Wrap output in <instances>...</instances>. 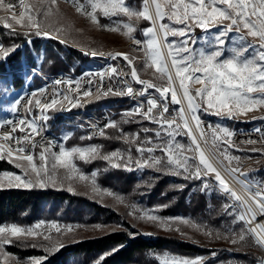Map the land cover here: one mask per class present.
I'll return each mask as SVG.
<instances>
[{
  "label": "snow or ice",
  "instance_id": "1",
  "mask_svg": "<svg viewBox=\"0 0 264 264\" xmlns=\"http://www.w3.org/2000/svg\"><path fill=\"white\" fill-rule=\"evenodd\" d=\"M68 2L72 4L76 13L86 18L91 25L105 31L119 32L127 37L136 46L134 51L143 52L145 68H155L156 72L160 73L161 78H166L167 85L163 87L157 86L152 81L142 80L137 69L133 66L136 57L129 58L127 54L119 52L108 54L113 59L122 56L124 60L128 61L132 80L143 87L139 91L130 85L118 90L109 87L107 91L103 92V95H128L134 98L136 95H145L149 88L155 89L160 94L161 99L159 101L155 98H148L146 109L144 104H140L132 111L124 113V116L139 115L145 120L158 124L159 127L156 130L144 129V131H154L160 143L154 144L151 138L140 141L138 133L131 137L122 133L125 143L135 145V151L139 154L137 157H133L131 149L127 153L120 150L102 153L99 145L66 148L64 144H60L59 152H55L52 150L56 146L53 142L48 141L40 144L36 140L37 136L42 135L44 127L50 119L47 112L62 109L65 102L76 107L79 104V99L70 98L67 92H54L49 98L42 101L39 97L45 96L47 89H40L31 93V99L25 105V111L31 114L34 104L35 108L39 110L38 116L34 115L32 119L24 117L18 120L5 119L0 121V129L5 125L10 126L9 131H0V159H3L6 154L10 158L9 162L15 163L16 167H22L23 162H26L24 174L27 175L28 169H30L37 177L40 187L45 186L42 173L48 175V169L51 167L53 171L57 169L66 170L69 179H71L72 173H79V180L90 182L93 190L100 192L104 190L99 189L96 184L98 173L93 171L90 176L83 174L74 162L75 159L85 163L101 159L106 161L111 168H124L127 171L133 170L131 167L133 164L140 169L153 167L157 170H166L174 175L186 174L184 175L185 179H200L202 176L214 173L220 190L233 201L239 202L238 206L244 209L242 212L235 213L234 223H244V227L239 232L229 229L226 234H223V237L221 233L215 235L217 238L230 239L233 245L247 244L248 240L251 239L252 245L264 252V223H256L255 227H250L256 220V212L247 200H243L230 188L220 172L205 156L189 125V119H191L200 138L205 139V131L201 127L202 121L196 114L198 110L203 109L205 112L211 110L210 114L233 119L240 115H246L255 109L264 108V0H142L141 10L129 6L126 0H83V2L81 0H68ZM45 4H48L47 9H44ZM56 5L57 0H39L38 4H27L26 0H18V4H13L8 0H0V11L6 14L0 16V21H3V27L12 29L13 32L16 31V28L15 25L8 22L9 20H14L15 24L23 30L25 36L34 34L49 39H59L60 43H66L64 39L59 37V33L64 30L63 28H55L49 31L51 25L46 28L44 24V21L53 14L52 7ZM17 6L21 9L19 13L14 10ZM121 15L127 17V22L112 20V17ZM101 16L111 20V23L101 24ZM166 19L183 27H173L169 23H164ZM133 20L137 22L143 20L150 23L151 26L142 32L143 36L147 38L146 41L138 40L132 35L136 31V26L132 23ZM213 28H216V31H211ZM196 29H200L204 35L197 37L195 35ZM232 33L234 35H230ZM169 36L181 39L169 41ZM249 37L252 38L251 42ZM161 41L163 42V49H167L171 68L179 82L180 96L187 103L189 115L185 116L184 108L181 107L178 110L179 121L176 117L171 119L165 117L169 111V93L172 104H180L181 99L178 98V93L173 86V73L168 70L165 63ZM17 47V45L11 47L0 45V60H5ZM85 55L104 56L105 53L93 50L91 52L85 51ZM42 60L41 57L40 61L42 62ZM32 71L35 73L37 69L34 67ZM110 73L116 77L128 75L118 72L116 67H112ZM107 74L100 72L96 73L95 76L103 80ZM86 75L92 76L93 74L87 73ZM55 83L67 84L69 91L79 93L80 80H56ZM73 83L76 85L75 89L72 88ZM125 83L127 84V81ZM196 85H200V87L196 88ZM82 95L91 96L92 92L90 90L84 91ZM19 104L20 100H15L10 111L17 112ZM124 122L129 121L125 120ZM106 128H119V125L115 121H109L104 128H98L94 134L106 136ZM18 130L24 134L15 136L14 134ZM256 131L260 130L256 129ZM180 135H187L191 144L185 146L180 143L176 139ZM234 135L235 133L228 128L218 126L216 130L212 131L213 147H217L216 142L221 140L229 147H233L231 138ZM164 136H167L168 139H163ZM69 138L70 134L64 137L65 140ZM91 138L92 136L87 137V139ZM257 142L255 140L245 141L248 144ZM205 143H207L206 139ZM38 145L41 150L37 156L35 149ZM157 150L163 155L154 156L153 153ZM217 150L219 151L218 147ZM252 151H257V149H252ZM145 153L148 155L146 156ZM185 153H193V155L189 156ZM197 154L198 164L192 163ZM220 154L229 164L233 160H240L239 157L229 155L227 148H224ZM213 155L215 156V153ZM50 160L51 163H49ZM226 170L234 179H236L235 173L240 171L238 168ZM241 175L247 174L241 172ZM4 179L9 180L10 187L13 186V181L17 182L16 187L30 188L33 186L31 180H23L21 176L8 172L0 174V181ZM48 179L53 183L55 182L54 175H49ZM237 183L241 184L260 214L264 215V184L256 182L250 187L238 179ZM252 187L256 191L253 192ZM209 188L210 185L205 182L202 184L201 190H208ZM69 190L72 189L69 188ZM104 194L113 196L118 202L123 203L122 196L112 192H104ZM233 207L231 204H225L224 211L233 215L232 212H228V209ZM137 211L139 210L137 209ZM138 218L157 222L164 226L165 230H170L167 227V222L162 221L152 212H142ZM180 223L190 225L197 231L201 230L200 225L190 220L182 219ZM42 226L43 222L32 227H22L17 224L0 225V256L2 259L5 262L9 259V254L4 251L5 245H11L14 240L21 238H35L42 235L37 231ZM95 227L100 228L101 226L96 225ZM48 228L59 231V227L55 223L48 225ZM72 230V226L66 227V231ZM205 234L213 235L211 231L207 230H205ZM43 238L45 240L50 239L47 235H44ZM35 246L33 245V247ZM58 247V245L46 247L45 251L53 252L58 250ZM42 259L30 258V264H41ZM201 260L202 258L161 260V264H201ZM258 264H264V257L259 258Z\"/></svg>",
  "mask_w": 264,
  "mask_h": 264
},
{
  "label": "trees",
  "instance_id": "2",
  "mask_svg": "<svg viewBox=\"0 0 264 264\" xmlns=\"http://www.w3.org/2000/svg\"><path fill=\"white\" fill-rule=\"evenodd\" d=\"M2 34L5 43L9 42L6 32L2 31ZM11 38H13V44L18 47L9 55L6 62L0 64V72L35 67L49 74L66 72L71 69L80 73L85 66L91 64L83 58L81 52L58 41L41 40L33 35L25 36L22 33ZM168 39L172 41L170 36ZM41 57L43 58L42 62L40 61ZM35 79L36 83L33 86L39 88L40 83L37 77ZM88 107L91 110L109 114L111 121H115L119 128L105 129V137L87 139L85 131L76 128L73 120H66L59 116L58 119L54 117L55 126L58 127V130L70 134L68 142L65 140V145L69 148L80 147L82 144L89 143L91 146H101L102 153L131 149L132 155L138 156L135 145L125 143L122 133L126 136L130 134V137L138 133L140 141L149 137L151 139L156 138L154 131H144V129L154 130L157 127L154 123L139 115L124 116V113L129 112L131 108L133 109L128 100L121 99L117 95H107L92 101ZM201 118L208 121L212 126L215 124L223 127L229 125L237 130L251 126L235 118L229 121L225 118L205 114H202ZM125 120L129 122L126 123ZM82 137L85 138L81 139ZM71 139L74 142H71ZM85 164V169L90 170V172L96 170L99 173L97 179L101 185L121 193L131 201L145 203L147 207L160 206L162 215L188 216L193 214L197 216L196 212H199V215H202V218H207V220H211V217L215 216V205L220 201L219 197L221 196L214 193L209 198L197 183L198 189L192 184L181 188L176 177L167 173L154 172L150 167H145L140 171L137 169L127 171L111 168L106 161L101 159ZM9 169L10 165L5 160L0 161V170ZM41 222H43V226L40 229L55 223L58 227H89L107 224L117 226L119 230L115 229L101 236L85 238L53 252L32 247L25 249L14 245L8 246L9 251L21 253L29 258H43L41 264H137V258L146 257V255L155 252L174 251L191 256H201L208 253V249L181 241L175 237H145L140 235L128 221L123 220L110 207L102 206L90 196L82 193L39 187L23 189L0 187V225L15 223L22 227H32ZM231 257L228 254L220 260L227 261ZM233 257L237 259L249 258L251 264H254L262 255H258L255 249L238 250L234 252ZM0 264L6 263L0 261Z\"/></svg>",
  "mask_w": 264,
  "mask_h": 264
},
{
  "label": "rangeland",
  "instance_id": "3",
  "mask_svg": "<svg viewBox=\"0 0 264 264\" xmlns=\"http://www.w3.org/2000/svg\"><path fill=\"white\" fill-rule=\"evenodd\" d=\"M140 1L141 0H126V3L129 6L135 8L136 10H141L143 3ZM81 2H83V1H81ZM26 3L27 4H38L39 0H26ZM47 7H48V4H45L44 9H47ZM52 13L53 14L51 16H49L46 21H44V24H45L46 28L48 25H51V28L48 29L49 31H51L52 29H55V28H63L64 29L63 31H61L59 33L60 39H64L66 41V43H62V44L67 45V46H69V47H71L77 51H80L82 53V56H83V54H85L84 51L91 52V51L95 50L97 52L105 53L104 56H99V55L98 56H92V55H90L91 57L98 58V59H104L106 57V55H108L109 53L115 54L117 52L125 53L129 56V58L136 57V59L133 61V66L137 69V72H138L140 79L152 81L154 84H156L157 86H160V87L167 85L166 78H161L160 73L156 72L155 68H147V69L145 68L143 52L142 51H134L133 49L136 46L133 45L132 42L127 37L121 35L119 32L105 31V30L98 29L97 27L91 25L86 18H84L81 15L76 13L72 4L70 2H68V0H57V5L52 7ZM3 15H6V14L4 12L0 11V16H3ZM41 19H43V18L41 17ZM112 20L127 22V17L121 15L118 17H112ZM8 22L15 25L16 31L13 32L12 29L3 27V21H0V33H1L0 45H3L4 47H11V46L15 45V44H13L14 43L13 38H11V37L16 36V34H18V33L23 34V30L20 28L19 25L15 24L14 20H9ZM100 23L105 24V25L110 24L111 20L101 16L100 17ZM132 23L136 26V31H134L132 33V35L138 40L146 41L147 38L143 36L142 32L144 29L151 26L150 23L147 21H143V20H141L139 22L133 20ZM164 23H169L173 27H183L182 25H175L174 23H172L171 21H168L167 19L164 21ZM2 31L6 32V36L8 37L9 42L5 43L4 38H2L3 37ZM211 31H213V32L216 31V28H213ZM30 35H33L37 38L44 39V40L49 39L47 37L36 36L34 34H30ZM195 35L197 37L199 35L203 36L204 33H202L200 29H196ZM230 35H234V33H232ZM170 37H171L172 41H178L179 39H181L179 37H172V36H170ZM248 39L251 42L252 38L249 37ZM50 40L60 42L59 39H50ZM8 57L5 60H0V63L6 62ZM116 59H117V61H116ZM87 61H89V60H87ZM112 61H113V63L115 62V64L112 63V67H116L118 72H119V65L123 66V63H125L124 64L125 66H123L124 72H121V73H126L128 75H121L122 79H119L115 75L111 76V73L109 72L108 76H105V77H108V81H109V78L111 76V80H113V78H114L116 83H120V84H121V80H122L123 85H125V86H123V88L127 87L128 85H130V83H129L130 81L128 80V78L129 77L131 78V75H130L131 68L128 64V61L124 60L122 56H118L115 59L112 58ZM89 62H91L92 68L93 67L94 68L99 67L98 65H96L97 62H93L92 60ZM86 67L90 68V66H86ZM86 67H85V69H86ZM73 71L74 70L72 69L71 71H67V72H73ZM34 74L35 73L33 71H30L27 74L28 77L26 80L25 88H27V85L32 87V85H34L36 83V79H35ZM9 76H11V75L2 74L0 76V121L5 120L6 116H8V114L11 112L10 111V108L12 106L11 103L15 97V91H13L14 89L11 86L12 83L9 80ZM117 79H119V80H117ZM125 81H127V84L125 83ZM178 84H179V82H178ZM173 86L177 90L176 85L174 83H173ZM195 87L199 88L200 85H196ZM133 89L138 90L139 87L133 88ZM100 90L101 89H99V94H98V89L96 90L95 88H92L90 90L92 92L91 97L90 96L85 97L82 95L83 92L80 93L79 97H77L79 99L80 106L78 104V106H76V108H81L82 104L86 105V107L89 108L88 106L92 101H96L98 99H101L104 96H107V95H103V92ZM153 91H154L153 93L148 92L145 95H136L134 97V99H136V97H145L146 96V99L144 100L145 102L148 98H155L159 101L161 99L160 94L158 92H156L155 90H153ZM193 91H194V89H193ZM108 95H112V94H108ZM117 96H119V95H117ZM119 97L121 99H125V100L130 101V103L133 106V109H135V107H136L135 103H137V102L133 100V97L128 96V95H121ZM178 98L181 99L179 94H178ZM40 99H41V97H40ZM169 106L173 107V114H171L170 117H168L167 119H171L172 117H176L177 120L179 121L178 110L181 107L184 108L182 100H181L180 104H172L171 103V94L169 93L168 107ZM58 108H59V106H58ZM133 109L131 108L130 111H132ZM49 111H48V116L51 118L53 115H55L57 113L56 111H58V110H52V111H50V113H49ZM210 113H211V110L209 112H205L203 109H200V110H198V112L196 114L199 116V119L202 121L201 127L205 131V139L207 140V143H205V144H206L207 148L210 150V152L212 153V155H213V153H215V156L214 155L213 156L217 159V161L225 169L238 168L240 170L239 172L235 173L236 180L238 179L240 181H244L250 187L256 182H260L261 184H264V148H260L256 145H253V144L252 145H237V146L229 147V145L224 144L223 141L221 140V141L216 142L217 147L219 148V151H218L217 147H213L212 131L216 130L218 128V126L219 127H223V126L218 125V124H215L214 126H212V125H210V123L208 121L203 120L201 118L202 114L209 115V116L214 115V114H210ZM184 114H185V109H184ZM165 115H167V113ZM263 115H264V108H258V109H255L253 111L248 112L246 115L237 116L235 119L239 120L243 123H247V124L251 125L250 127H246V128H255V127L259 126L260 118L263 117ZM185 116H187V115L185 114ZM214 116L225 118V119H228L229 121L231 120L227 116H217V115H214ZM205 122H207V123H205ZM73 124L76 126V128L78 127V128L83 129L82 125L76 124L75 122H73ZM154 124L157 126L156 128H154V130H156L159 127V125L156 123H154ZM54 125H55V122H54ZM189 125H190V123H189ZM55 127L58 129L57 126H55ZM224 128H228L232 132L237 130V129H233V127H231L229 125L224 126ZM246 128H242V129H246ZM83 131H84V129H83ZM59 132L63 136L64 142H62V144H64V146L66 148H69L65 145V139H64V137L68 134H66L65 131H63V130H61V131L59 130ZM193 134H194V132H193ZM128 136H130V134ZM101 137H105V136H99L96 139H99ZM163 139L166 140V139H168V137L164 136ZM176 139L180 143L184 144L185 146H189L191 144V140L187 135L177 136ZM205 139H203L204 142H205ZM68 140L69 139H67V142H68ZM152 140H153L154 144L160 143V141L157 140V138H152ZM70 141L74 142L73 139H71ZM87 146H91V145L89 143H85V144H82L80 147H87ZM224 148H227L229 155L239 157L240 160L239 161L233 160L231 162V164H229V162L224 159L223 155L220 154ZM252 149H257V151H252ZM40 150L41 149L35 150L37 156H38ZM119 150L122 152H125V153H127V151H128L127 149L126 150L119 149ZM185 154L189 155V156L193 155V153H185ZM145 155L147 156L148 154L145 153ZM153 155L159 157V156H162L163 154L159 150H157L156 152L153 153ZM133 157H137V156H133ZM4 160L6 163H8V165H10V169L5 170V171L0 170V174H2L4 172H8V173H12L14 175L21 176L23 180H31L33 182V186L30 188H33V187L52 188L55 190H62V191L65 190V191L72 192V193H82V194L88 195L92 199H94L98 204H100L102 206L110 207L113 211L118 213L121 216V218L123 220L128 221L138 231V233H140V235H143L145 237H157V236L175 237L181 241L201 246L204 249H208V253L201 255V256H191L188 254H179V253H176L174 251L155 252V253H151L150 255H146V257L140 256L139 258H137V260H138L137 264H161V260H168V261H171L173 259L193 260V259H197V258H202L201 264H213L215 262H216L215 264H251V262L248 260L249 258L237 259L236 257H233V256H234L235 251H238V250L247 251V250H253V249H255V251L258 252V255H262V257H264V252H261L258 248L253 246L251 239L248 240L247 244L233 245L231 243L230 239L222 238L223 234H226L229 229H231L235 232H239L240 229L244 227V223L243 222L234 223L235 213L242 212L241 208L238 206L239 202L233 201L227 194L223 193L220 190L218 182L215 180V174L214 173H209L206 176H202L200 179H185L184 175H186V174L174 175L171 172H168L166 170H157V168L150 167L152 169V171H154V172L167 173L169 175L176 177L178 185L181 188L187 187V186H189V184H192L196 189H198V186L202 189V184L207 182L210 185V188L208 190H203L207 194V196L210 198L212 196V194L217 193L222 197V198L219 197L220 201L217 202V204L215 205L216 206L215 216H212L211 220H207V218H202L203 216L199 215V212H196L197 216H194L193 214H190L188 216L187 215H182V216H180V215H177V216L162 215L160 213V210H161L160 206L147 207V204H145V203L131 201L128 198H125L121 193H119L117 191L116 192L112 191V190H110L109 187H105V186L101 185L97 179L99 173L97 174V177H96V184L98 185L99 189L104 190L103 192L94 191L90 182L79 180V178H78L79 173H72L71 179H69V178H67L68 174H67L66 170L57 169V170L53 171L51 169V167H49V169H48V175H45L42 173V176H43L44 182H45V186L40 187L37 177L35 176L34 173L31 172L30 169H28L27 175L24 174V165H26V162H23L22 167H16L15 163L9 162L10 158H8L6 154H5L3 159H0V161H4ZM74 162L76 163L77 167L80 169V172H82L83 174L90 176L91 173L93 172V171L90 172V170L84 168V166L86 167V164L83 161H81L79 159H75ZM198 162L199 161H198V154H197L196 159L194 161H192V163L198 164ZM37 163H38V160H37ZM49 163H51V160L49 161ZM131 167L133 168V170H136V169L138 171L141 170L140 168H137L134 164ZM119 169H124V168H119ZM94 171H96V170H94ZM241 172L246 173L247 175H241ZM49 175H54V177H55L54 183L48 179ZM16 183L17 182L13 181L12 182L13 186L10 187L9 186V180L4 179V180L0 181V185H2L0 187L1 188H19V189L26 188V187H16L15 186ZM196 183L198 186L196 185ZM228 185L230 186V188H232L229 183H228ZM69 188H71L72 190L70 191ZM252 191L254 192V191H256V189L254 187H252ZM104 192H112L115 195L122 196L123 197V203L118 202L116 199L113 198V196H109V195L104 194ZM225 204H231L234 206L233 208L228 209V212H232L233 215H229L227 212L224 211V205ZM137 209L139 211H137ZM196 211H198V210H196ZM142 212H152L153 214L157 215L158 217L161 218L162 221L167 222V227L170 230H165L164 226H162L161 224H159L157 222H151V221H147L145 219H139L138 217L141 215ZM182 219L190 220L191 222H193L197 225H200L201 230L197 231L193 227H191L190 225H185V224L180 223V220H182ZM13 224H15V223H13ZM99 225L101 226L100 228H96L95 227L96 225L89 226V227L72 226L73 227L72 231H66V227H63V226L59 227V231H57V229H49L48 227H43L42 229L37 230L38 232L42 233V235L36 236L35 238L28 237V238H21L20 240H14L11 245L21 247V248H25V249H27V247H32V248H36V249H40V250H45L46 247H52V246L58 245L59 246L58 250H60L61 248L67 246L68 244L78 242L79 240L89 238V237L101 236V235L107 234V233H109L115 229L119 230V227H117V226H110L107 224H104V225L99 224ZM177 229H179V230H177ZM205 230L211 231L213 233V235H211V236L206 235ZM216 233H221L222 237L217 238V236L215 235ZM44 235L49 236L50 239L45 240L43 238ZM33 245H36V246L33 247ZM8 246L9 245H5L4 251L9 254V259L7 260V262H5L2 259V256H0L1 262L6 263V264H30V258L29 257L22 255L21 253L10 252L8 249ZM58 250H56V251H58ZM228 254L230 256H232L229 260H227V261L220 260V259H222V257H226ZM37 258H39V257H37ZM258 260H256L257 263H254V264H258Z\"/></svg>",
  "mask_w": 264,
  "mask_h": 264
},
{
  "label": "bare ground",
  "instance_id": "4",
  "mask_svg": "<svg viewBox=\"0 0 264 264\" xmlns=\"http://www.w3.org/2000/svg\"><path fill=\"white\" fill-rule=\"evenodd\" d=\"M8 2H11L13 4H18V0H8ZM14 10L17 13H19V11L21 9L19 8V6H17ZM161 47L163 49V42L162 41H161ZM163 52H164V60L168 66V70L173 73V83L176 85V88H177L176 91L180 95V90L178 88L179 84L175 78L174 71L171 68V60L167 55V49H163ZM83 58H85L86 60H89V61L92 60L93 62H97L96 65L99 66V67H95V68L94 67L93 68L92 67H90V68L86 67V69H84L83 71H81V73H79V74L92 73L93 75L90 76V81H98V76H95V74L100 73V72H105V70H107V68H108V73H109L110 69L112 68V63L114 61V60L112 61V58L109 56L108 57L106 56L104 59H98V58L91 57L90 55L83 54ZM113 64H115V62ZM36 73L38 75L39 80L42 83L41 89H47L46 95L41 97L42 101L49 98L52 95V92H50V91H53V88H55V91H57V92H61V93L67 92V94L69 95L70 98L79 97L80 90H79V93H77L75 91H69L67 84H64V83L56 84L55 83L56 80H68V79L73 80V81L80 80L81 88H87V90H82V92L91 90L92 88H95L96 90L99 88V89H101L100 91L105 92L109 88L108 87V84H109L108 77H105V76H104L103 80L98 82L97 87L88 88L87 76L86 75H79V77H77V73L75 71H73V72H60V73H55V74H49V73H44L41 71H36ZM118 78L122 79L121 76ZM119 79H117V80H119ZM128 80L130 81L129 83H130L131 87L134 88L135 82L130 77L128 78ZM123 86H125V85H122V89H123ZM72 88H73V86H72ZM111 88L113 90L121 89V84L116 83L115 79L113 78V80H111ZM73 89H75V88H73ZM153 90H155V89L149 88V89H147V93L148 92L153 93L154 92ZM32 92H34V90L28 89L27 91H25L23 94L20 95V96H26L24 98L22 105H21V108H18L17 112H12L7 118H13V116H14L13 120H18V119L24 118V117H27L28 119H32V116H34V115L38 116L39 115V110L35 108L34 104L32 106V113L31 114H29L25 111V105L27 104V101L29 99H31V93ZM133 100L137 102V103H135L136 107H137L139 105V100H136L134 98H133ZM181 100H182V97H181ZM182 103H183V106L185 109V114L188 116L189 113H188L186 101L182 100ZM79 106H80V104H79ZM50 111H52V110H50ZM50 111H49V113H50ZM56 112H57V115L59 117L65 118L66 120L67 119L73 120L75 123L82 125L85 133H86V128H85L84 124L98 123V115L97 114L100 113V112L91 110L90 108H87L86 105H84V104H83V108H82V106H81V108H76V107L74 108L71 105L67 104V102L64 103V106L62 109H59ZM101 113H106V112H101ZM47 115H48V112H47ZM57 119H58V117H57ZM60 120H62V119H60ZM40 123H43V122L40 121ZM189 123H190V126L194 132V135L197 138L198 143L200 144L201 149L204 151L207 158L218 169L220 174H222V177L224 179L226 178L225 180L228 181L229 183H231L235 188H242L241 184L237 183V180L234 179L233 176L229 175V173L222 167V165L212 155L210 150L207 148L204 140L200 138L199 133L196 131V127H195L194 122L191 121V119H189ZM262 124H264V116L262 117ZM104 126L105 125H101V128H104ZM20 133L21 132L18 130L14 135L20 136ZM43 133L44 134H50V139H57V134H61L60 132H58L57 129H56V132H54V127L50 124V119L47 121V123L44 127ZM98 137H99V135H96V138H98ZM62 142H63V137H62ZM53 150L56 152H59L60 149H53Z\"/></svg>",
  "mask_w": 264,
  "mask_h": 264
},
{
  "label": "built area",
  "instance_id": "5",
  "mask_svg": "<svg viewBox=\"0 0 264 264\" xmlns=\"http://www.w3.org/2000/svg\"><path fill=\"white\" fill-rule=\"evenodd\" d=\"M0 35H1V33H0ZM106 56H109V55H106ZM116 61H117V59H116ZM124 64L125 63H123V66H124ZM123 66L119 65V72H124L123 71ZM105 72L108 73V68H107V70H105ZM79 75H86V74L77 73V77H79ZM86 76L88 78V88L97 87L98 82L101 81V79L99 77H98V81H90V76H88V75H86ZM105 76H108V74L105 75ZM122 85H123V82L121 80V89H122ZM72 86H73V88H75L76 87L75 83H73ZM108 87H111V78H109ZM137 87H139V89L137 90V91H139L140 88H142L143 86L140 85V84L135 83L134 88H137ZM82 90H87V88H81V86H80V93H82ZM50 92H52V94H53L54 92H57V91H55V88H53V91H50ZM119 96H121V95H119ZM25 97L26 96H19L17 98V99L20 100V104H19L18 108H21V105H22ZM145 99H146V96L145 97H136V100H139V105L140 104H144V107L146 109L147 105H146V102L144 101ZM82 108H83V104H82ZM168 108H169V111H168L167 115H165L166 118L170 117V115L173 114V107L169 106ZM97 115H98V123L84 124V126L86 128V135L88 137L92 136L91 139H96V135H98V134H94V133L96 132V130L98 128H101V125H106L109 121H111V117L107 113H99ZM13 118H14V116H13ZM13 118H7V119L13 120ZM256 129H259L260 131H256ZM9 130H10V126H8V125H5L2 129H0V131H9ZM54 132H56V128H54ZM234 133H235V135L231 138L234 146H237V145H252V144L245 143V141L255 140V141H258V142L253 144V145H256V146H258L260 148H264V124H262V117L260 118V123H259L258 127L246 128V129H238V130H235ZM23 134L24 133H20V136L23 135ZM62 137H63L62 134H57V139H50V134L42 133L41 136H37L36 137V140L39 141L40 144H44V143H47L48 141H51V142H53L54 145H56L53 149H59V145L62 144ZM36 149H40V146L38 145L36 147ZM229 184L231 185L233 190L239 196L242 197L243 200H247L248 201L249 205H251L253 210L256 212V220L253 221V223L250 225V227H255L256 223H264V215L260 214L259 210L256 208V205L249 199L248 193L245 192L244 188L243 187L242 188H235L231 183H229ZM241 211H244V209L241 208Z\"/></svg>",
  "mask_w": 264,
  "mask_h": 264
},
{
  "label": "crops",
  "instance_id": "6",
  "mask_svg": "<svg viewBox=\"0 0 264 264\" xmlns=\"http://www.w3.org/2000/svg\"><path fill=\"white\" fill-rule=\"evenodd\" d=\"M201 37V36H200ZM1 64V63H0ZM27 69H29V67H24V68H21V69H18V70H7V71H11V76H9V80L11 81L12 83V88L14 89L13 91H15V97L14 99L12 100V103L11 105L14 103V101L16 100V98L22 93L24 92L27 88H25L26 86V80H27V77H28V73L30 71H27ZM33 69V68H31ZM7 71H3V72H7ZM3 72H0L1 74H3ZM23 74V75H22ZM26 74V75H25ZM6 75V74H4ZM34 84V83H33ZM29 85H27L28 87ZM33 89L35 91H38L40 90V87L37 88V87H33ZM12 112V111H11ZM10 112V113H11ZM9 113V114H10ZM8 114V115H9ZM7 117V116H6Z\"/></svg>",
  "mask_w": 264,
  "mask_h": 264
},
{
  "label": "water",
  "instance_id": "7",
  "mask_svg": "<svg viewBox=\"0 0 264 264\" xmlns=\"http://www.w3.org/2000/svg\"><path fill=\"white\" fill-rule=\"evenodd\" d=\"M205 123H207V122H205Z\"/></svg>",
  "mask_w": 264,
  "mask_h": 264
}]
</instances>
